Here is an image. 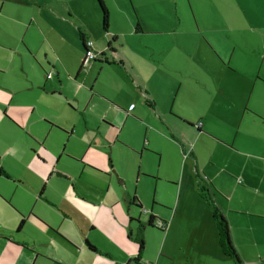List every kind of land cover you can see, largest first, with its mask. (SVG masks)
<instances>
[{
    "label": "crops",
    "instance_id": "0c3cea01",
    "mask_svg": "<svg viewBox=\"0 0 264 264\" xmlns=\"http://www.w3.org/2000/svg\"><path fill=\"white\" fill-rule=\"evenodd\" d=\"M91 1L76 0L91 7L96 23V2ZM67 14L71 18L74 12L69 9ZM125 22L129 24L127 32L116 28L110 31L112 37L118 38L113 44L114 52L100 50L94 42L97 53L104 51L108 60H94L91 65L96 69V93L107 99L103 102L108 111L101 118L106 121L95 123L85 119V130L75 142L72 140L78 130L73 125L64 132L61 144L55 146L49 142L51 131L45 126L61 125L66 116L62 119L48 112L49 108L65 110L70 102L60 93L62 73L71 74L77 67L81 71V31V59L76 60L74 56L64 60L46 54L42 61L36 52L32 64L24 49L0 43V110L4 111L3 116L0 113V147L6 145L2 151L7 154L0 152V208L16 221L24 217L19 228L0 226V240H4L0 243V264H133L136 258L141 263L153 264H264V55L260 56L259 66L232 64L236 46L224 49L219 35L218 62L210 66L207 47L204 49L191 32L153 30L172 45L170 51L160 52L154 59L140 44L126 50L125 37L141 36L144 31L122 15L120 24ZM85 28L90 35H98L94 27ZM84 34L86 39L93 40ZM10 38L15 42L14 37ZM192 41L196 49L190 47ZM26 44L31 52L30 44ZM172 53L173 62L169 60ZM195 57L204 63L205 75L201 67L193 69L190 61ZM14 61L20 64L19 73L9 65ZM105 69L111 73L102 76ZM190 74L197 79L194 84L200 85L204 104L194 118L183 106L184 96L193 88L187 79ZM124 85L134 86L147 97L148 105L155 108L160 119L165 118L171 135L163 133L164 139L174 144L180 162V169L173 176V212H159L154 204L146 209L149 216L167 223L166 229H162L163 242L151 247L142 230H152L153 226L139 223L144 209L138 193L142 175L137 171L135 187L130 190L111 149L114 140L119 139L113 115L134 113L137 109H130L131 102L125 106L128 111L120 105ZM87 110L88 105L80 112L82 117H87ZM172 111L182 116L179 118L189 133L179 134L183 124L174 119L167 123L166 116L174 118ZM64 114H68L67 110ZM22 131H27V138ZM8 158L11 163L7 167L4 162ZM115 178L116 187L112 186ZM14 182L30 189L28 199L33 204L23 203L4 191L7 184ZM216 209L227 221L239 263L221 247ZM140 235L144 239L142 249ZM172 235L186 239L173 254L166 250Z\"/></svg>",
    "mask_w": 264,
    "mask_h": 264
},
{
    "label": "rangeland",
    "instance_id": "374dc122",
    "mask_svg": "<svg viewBox=\"0 0 264 264\" xmlns=\"http://www.w3.org/2000/svg\"><path fill=\"white\" fill-rule=\"evenodd\" d=\"M105 2L109 10L108 32L103 29L101 8L94 1V12L96 11V15H98L96 23H93L91 7L89 5L87 7V4L81 5L76 0H0V43L10 48L24 49L28 52L26 58L28 57L32 64L33 60L36 61L37 57L34 54L36 52H39L38 58L42 61L46 54L49 58L61 57L64 60H70L74 56L75 60L76 58L81 59L78 48V45L80 46L79 31L92 37L100 50H107L112 37L110 31L113 28L125 32L129 30V24L127 25L126 22L123 25L120 24L121 17L124 15L125 18L127 16L130 18L134 27H137L140 22V27L144 31V35L141 36L127 35L128 37H125L126 50L136 49L134 44H140L143 51H147L151 57L156 59L160 52L166 54L170 51L172 45L168 40H163L161 36L156 35L153 30L161 32L189 31L194 35V38L202 42L204 49L207 47L209 52L206 60L210 66H216L218 62L216 49L221 50V45L226 50L236 46V58L232 64L245 63L259 66L262 63L260 56L264 55V0H105ZM69 9L73 10L75 17L74 15L69 17L67 14ZM57 16H62L64 19L57 18ZM79 24L82 27H79ZM85 26L94 27V32L98 35L96 37L90 35ZM219 35L221 45L216 41ZM10 37H14L18 45ZM25 42L30 44L32 54L27 50ZM113 44L115 43L113 42ZM190 47L196 49V43L192 41ZM200 51L201 49L198 50V52ZM83 56H85V50ZM169 60L173 62V53ZM92 63L87 70L79 72L77 67V70L73 69L71 74L62 73L60 93L63 97H68L70 102L68 103L69 109L68 106L65 110L49 108L50 115L56 114V117L62 119L66 116V119L62 120L64 122L60 123L61 125L47 124L45 126L51 131L48 140L53 146L61 144L66 135L64 132L70 131L73 125L78 130L76 137L72 140L75 142L85 130V119L95 123L96 121H106L101 118L103 113L108 111L107 104L103 102L107 99L96 93L98 92V82L94 76L96 69L91 68ZM190 63L193 69L197 66L201 67L202 75H205L204 63L197 57ZM10 64L14 66V72L19 73V62L14 61ZM106 73H111V71L105 69L102 76H105ZM93 76L94 78H92ZM187 79L191 80L193 88L189 89L188 95L184 96L186 100L183 106L194 118L204 105L202 104V91L199 88L200 85L194 84L197 79L193 74H190V78L187 77ZM127 85H124L120 91V105L123 108L128 107L131 102L134 107L137 106V109L134 113L120 112L113 115V119L117 122L115 131L119 136L116 142L114 140L111 148L115 161L130 190L135 187L137 171L142 175L138 182V193L143 200L144 211L149 210L154 204L157 211L163 213L170 211L171 214L173 212L171 201L175 196L173 176L178 173L180 162L174 144L164 139L163 133L171 135L170 126L165 123L164 117L162 120L160 119L155 108L148 105L145 95L139 94L134 86L129 85V88ZM159 102H162V99ZM86 105H88L86 111L88 115L85 118L80 112L86 109ZM126 107L124 110L128 111ZM66 110L67 115L64 114ZM0 113L3 116L4 111L0 110ZM172 115L174 118L166 116L167 123H173L174 119L183 124V130L179 134L189 133L182 122L183 120H180L182 116L176 115L173 111ZM68 120L69 123L65 122ZM22 132L27 138V131ZM144 143L147 146L143 151ZM2 146L0 152L6 149V145ZM77 148L71 149L76 150ZM2 152L7 155L4 151ZM0 158H2L1 154ZM9 158L4 162L7 167L11 163ZM114 181L112 186L116 187L118 185L116 178ZM4 191L15 195L23 203L31 205L34 202L28 199V195H31L30 189L27 187L24 189L18 182L7 184ZM22 218L24 217H19V221H16L14 217L2 212L0 208V226L5 224L8 228L15 229L21 224ZM162 218L169 220L166 217ZM149 227L151 228V226ZM152 228V230H147L148 228L142 230L146 232L150 247L163 242L165 237L164 230L156 226ZM185 240L184 236L172 235L167 241L166 250L172 254L178 252L180 244L185 243ZM3 242L4 240H0V243ZM2 251L1 248L0 254ZM147 254L150 255L151 251ZM163 255L172 258L165 253Z\"/></svg>",
    "mask_w": 264,
    "mask_h": 264
},
{
    "label": "trees",
    "instance_id": "16d2710c",
    "mask_svg": "<svg viewBox=\"0 0 264 264\" xmlns=\"http://www.w3.org/2000/svg\"><path fill=\"white\" fill-rule=\"evenodd\" d=\"M95 2L97 3L98 7L101 8V11L103 13L102 14V16H103V29L106 32H108V28H109V10H108V8L106 6V2H105V0H95ZM137 29H141L140 22H138V24H137ZM81 39L83 40V47H84V50L86 52V45H85L86 38H85V34L83 32H81ZM117 40H118L117 36L111 37V40L108 43L107 50H109L110 52H114L113 42H115ZM95 61L108 62L105 52L102 51L100 53V57L95 59ZM80 70H83L82 64H81ZM214 217H215V219L217 220V223H218L221 247L223 248V250H224V252H225V254L227 256H230V257L234 258L239 263L240 262L239 256L236 253V251H235V249L232 246L231 241H230L229 227H228L226 219L224 218V216L221 213H219V211L217 209L214 212ZM153 220L154 219L151 216V219H150V222H149L148 225L154 226L153 225ZM22 223H23V221L21 222L20 226L22 225ZM139 243H140V247L142 249L144 247V239H143L142 235H140V237H139ZM132 262H133V264H141L139 258L134 259ZM128 264H130V263H128Z\"/></svg>",
    "mask_w": 264,
    "mask_h": 264
},
{
    "label": "built area",
    "instance_id": "2783aa9c",
    "mask_svg": "<svg viewBox=\"0 0 264 264\" xmlns=\"http://www.w3.org/2000/svg\"><path fill=\"white\" fill-rule=\"evenodd\" d=\"M85 45H86V52H85V56L82 62V66H83V70H87V68L89 67L90 63L97 59L98 57H100V53H97V51L94 48V41L91 39H86L85 40ZM115 57L117 58V55H115ZM52 77V73L48 74V78ZM134 108V104L131 105L130 109ZM153 225L160 228V229H166L167 223H165L162 220H153ZM141 264H153L151 261H146L144 263Z\"/></svg>",
    "mask_w": 264,
    "mask_h": 264
},
{
    "label": "flooded vegetation",
    "instance_id": "af4514ba",
    "mask_svg": "<svg viewBox=\"0 0 264 264\" xmlns=\"http://www.w3.org/2000/svg\"><path fill=\"white\" fill-rule=\"evenodd\" d=\"M3 172V170L0 168V173ZM153 217V216H152ZM151 219V215L149 216L147 213L145 214H141L139 217V223H141V225H143V223L146 225H148V221L150 222ZM154 219V218H153Z\"/></svg>",
    "mask_w": 264,
    "mask_h": 264
},
{
    "label": "water",
    "instance_id": "95a60500",
    "mask_svg": "<svg viewBox=\"0 0 264 264\" xmlns=\"http://www.w3.org/2000/svg\"><path fill=\"white\" fill-rule=\"evenodd\" d=\"M142 213H143V214H145V213H146V211H144V210L142 209ZM142 228H143V227H142Z\"/></svg>",
    "mask_w": 264,
    "mask_h": 264
}]
</instances>
